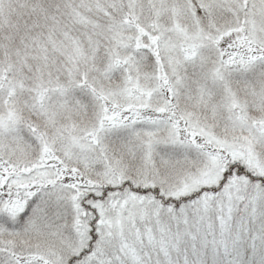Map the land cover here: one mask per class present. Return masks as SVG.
<instances>
[{
  "label": "snow or ice",
  "instance_id": "snow-or-ice-1",
  "mask_svg": "<svg viewBox=\"0 0 264 264\" xmlns=\"http://www.w3.org/2000/svg\"><path fill=\"white\" fill-rule=\"evenodd\" d=\"M0 264H264V0H0Z\"/></svg>",
  "mask_w": 264,
  "mask_h": 264
}]
</instances>
